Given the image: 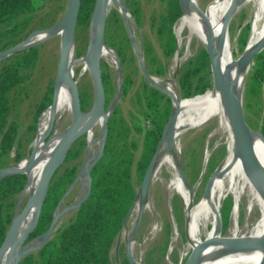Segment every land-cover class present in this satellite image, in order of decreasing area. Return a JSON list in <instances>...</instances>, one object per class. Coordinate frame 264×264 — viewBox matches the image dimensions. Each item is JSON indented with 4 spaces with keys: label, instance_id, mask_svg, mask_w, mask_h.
Here are the masks:
<instances>
[{
    "label": "trees",
    "instance_id": "trees-1",
    "mask_svg": "<svg viewBox=\"0 0 264 264\" xmlns=\"http://www.w3.org/2000/svg\"><path fill=\"white\" fill-rule=\"evenodd\" d=\"M50 0H0V52L22 42L33 30L32 24L37 17L38 9ZM38 2L42 3L40 7ZM96 0H82L77 21V28L89 27ZM164 10L160 15L151 17V27L161 57L154 44L147 41L144 49V62L152 75L163 76L167 62L178 49L174 25L183 15L180 0H164ZM130 12L137 23L142 26L144 16L139 0H126ZM111 16L119 23L122 35L114 41H106L108 46L116 50L122 66V96L130 94L134 76L130 64L136 62L135 53L120 14L115 11ZM111 17L106 21V34L109 33ZM249 25L242 33L241 41L247 44ZM40 28H44L41 25ZM245 48V47H244ZM244 50V49H243ZM81 53H77L79 57ZM41 58L39 46L20 50L0 61V169L13 165L26 157L23 139L20 135L19 119L20 96L26 91L27 83L33 77ZM138 63V62H137ZM247 77L245 99L251 96H262L259 128L264 136V49L259 52ZM102 75L106 96V108H109L116 95V79L103 69ZM180 98L189 99L205 93L213 86L211 63L205 47L198 49L177 70ZM53 82L35 107L31 125V139L36 131L39 117L53 103ZM140 113L148 120L146 126H136L119 117V107H115L108 121V135L102 158L91 170V191L82 205L61 223L51 236L50 241L42 248L25 255L18 264H115L112 251L117 237L123 228L124 221L138 195V190L147 167L157 153L166 125L173 111L172 97L152 85L145 77L135 91ZM81 107L86 111L92 107L93 98L90 93L80 90ZM53 134L49 131L48 141ZM85 140H76L70 148L65 163L77 158ZM14 155L13 164L7 161ZM217 161L214 155L209 159V173L215 170ZM193 164V163H192ZM193 174L187 173L191 183H195L200 175L201 161L194 163ZM77 166L55 172L42 206L36 228L28 236L25 243L40 237L50 226L56 208L63 195L74 182L78 174ZM28 183V175L13 173L0 180V246L12 223L20 195ZM27 201V200H26ZM26 203V202H25ZM24 203V205H25ZM234 200L224 199L220 216L227 225ZM24 205H21L20 210ZM177 221L182 226L184 207L174 205ZM185 237V229H181ZM164 241L151 248L147 253L146 263L156 264L158 258L167 253L172 234V223L165 225ZM120 264H130L127 253H121Z\"/></svg>",
    "mask_w": 264,
    "mask_h": 264
},
{
    "label": "bare ground",
    "instance_id": "bare-ground-1",
    "mask_svg": "<svg viewBox=\"0 0 264 264\" xmlns=\"http://www.w3.org/2000/svg\"><path fill=\"white\" fill-rule=\"evenodd\" d=\"M198 3V0H191L184 7L183 15L177 22L176 30L178 34H182L187 30L189 39L197 38L204 46L208 44L210 38L213 39L222 73L238 89L240 96L244 100L245 80L252 64H243V60L256 45L264 42V0H214L205 13L199 11ZM105 4L107 13L110 8L116 7L124 15L125 20L127 21L129 17L130 21L131 16L123 4V0H105ZM230 9L234 10L233 15L239 11L247 10L249 13L247 23H250L251 27L245 49L236 58L231 52L228 37L223 46L220 43L223 26ZM98 21L99 13L96 12L92 15L91 19L89 47L94 43L98 29ZM64 33L65 24H57L25 40L24 45L26 47L37 45L56 36L62 38ZM73 48L74 45L70 49L67 76L55 84L53 103L39 118L38 131L34 141V153L31 158L25 159L17 165L18 168L24 169L26 176L28 175V183L25 189H23V196L29 197L38 188L50 159L57 150L67 132V128L73 120L74 99L69 77L76 79L75 65L82 63L84 65V72L86 70L91 71L85 56L82 58L74 57ZM100 54L101 59L106 58L115 63L117 62L115 51L107 46V44L102 47ZM163 81L165 80L160 77L152 76V82L154 84L161 86L173 96L176 116L160 144L159 153L155 161L153 179L161 174L164 167H171L174 171V178L171 184L174 189L182 192L184 200L188 204L192 193L190 186L184 180L178 168L179 155H176L178 137L190 127H199V125L210 123L213 120L216 121V123H213L215 124V128L213 129L214 133L226 131L229 137L227 155L216 174L214 173L212 175V181L208 191L205 192L206 195L200 208L197 211H193L191 207H188L186 210L187 224L190 228V250L199 247L205 242V239L208 241L213 240L204 248L198 264H264V244H260L259 242L260 239L264 238V191L261 193L255 188L250 180L243 159L235 148L228 108L223 97L222 89L218 85L213 84L212 88L203 94L189 99H179L180 97L175 93L173 85L170 83L167 85L165 83L166 87H163ZM117 101L118 99L116 97L112 103L114 107ZM113 106L106 111L105 116H111ZM105 116L100 117L94 125L86 130L87 151L90 159H93L100 147L101 134L96 138L95 131L96 128L100 127L98 129H101L102 132ZM68 118L71 119V122L63 129L62 127ZM51 120L55 122V131L47 141V125ZM88 123L89 120L84 121L81 127H85ZM96 144H98V149L93 151V147ZM252 145L258 166L264 172V141L261 137L260 130L258 133L252 131ZM78 183L81 186V193L79 195V198H81L85 194L87 180L84 177H80ZM229 194L233 195L235 201L232 209L234 216L240 210L243 194L249 195L248 213L251 214L254 210H258L260 216L252 226L245 225L243 231L240 230V225H231L233 227L231 228L229 236H222L219 218L223 201ZM147 197L145 199H142L140 196L137 197L133 208L134 214L147 208ZM37 210L38 202L33 205L22 222L17 239L23 240L31 229ZM59 210H61V207ZM129 217L124 222L122 231H120V238L129 234L127 226ZM211 226L213 227L212 230L210 229ZM34 241L30 243V246L35 247L40 244L39 239ZM126 242L128 241L126 240ZM130 245L132 246L133 242ZM22 249L23 242L18 243L16 248L14 247V242L10 243L5 250L0 264H14ZM136 264L142 263L136 261Z\"/></svg>",
    "mask_w": 264,
    "mask_h": 264
},
{
    "label": "rangeland",
    "instance_id": "rangeland-1",
    "mask_svg": "<svg viewBox=\"0 0 264 264\" xmlns=\"http://www.w3.org/2000/svg\"><path fill=\"white\" fill-rule=\"evenodd\" d=\"M213 1L214 0H198L199 8L203 10V12L205 13ZM68 2L69 0H50L44 5L38 2V6L39 7L40 5L42 6L38 9L37 17L35 18L32 24L33 30L29 33V35L31 33L32 34L30 36L28 35L29 37L27 36L28 38L27 37L26 38L27 39L32 38L57 25L64 17V14L68 6ZM139 2L142 6L144 24L140 26L137 23L135 17L130 12L127 5H125V7L128 9V13L131 16L130 21H129V17L127 21L125 20L124 15L120 12V10H118V8L116 7H113L112 9L110 8L111 10L109 9L107 18L111 17L113 20H111V22L109 23L108 35L106 34V29H105V41H109V42L114 41L116 39L115 37H117L120 34L122 35L123 33L122 29L119 26V23L114 20L113 16H111L115 11H117L123 20L125 33L126 35H128L130 39L132 49L135 53L136 62L134 61L129 66L135 79V83L133 84L132 90L128 96L126 97L122 96V78H121V93L115 107H119V117L122 120L124 119L132 125L146 126L148 125V120L141 115L140 106L137 97L135 96V91L140 87V85L143 82V77H145L140 68V58L144 59V49H145V43L147 41L152 42L154 44L158 54L161 57L158 43L151 27V17L153 15L155 16L160 15L161 12H163L164 10L165 4H164V0H139ZM125 4H126V0H125ZM248 16L249 13L247 10L239 11L232 16L229 23L228 40L231 46V52L233 53L235 58L238 57L244 51L243 49H245L244 48L245 44H243L241 41V37H242L241 35L242 33H244L245 28L248 25L250 26V23H247ZM177 22L174 25V32L177 38L178 49L174 54V56L167 62L165 75L163 76H157L152 74L151 75L164 79L165 81L162 82L163 87H166L165 83H167V85L169 83L172 84L173 87L175 88V93H177L178 96L180 97L179 85L177 81V70L179 69L181 64L185 62L188 58H190L198 49L205 46L201 42H199L197 38H194L192 40L189 39L187 30L184 31L182 34H178L176 30ZM41 25H44V28H40ZM250 31H251V27H249V33L246 42H248ZM89 41H90V26L77 28L75 32V42L73 48V55L75 58H82L85 56L88 49ZM36 46H39L41 49V58L34 71L32 79L30 80L29 83H27L26 91L19 98L20 100L19 119L21 121L20 135L21 138L23 139L22 150L24 149L27 155L25 158H23L17 163H21L25 159L32 157V156L30 157V154L34 149V141L38 131V122L36 125V131L32 137V141L29 143L28 140L31 139V135H32L30 127L33 123L35 107L37 103L40 101V99L47 92L51 82H53L52 84H53V97H54V85L56 81L58 62L60 57L61 37L60 36L53 37ZM109 47L112 48L111 46ZM79 52L81 53V55L77 57L76 54ZM117 56L118 55H116V57ZM118 61L120 62L119 57H117L116 63L110 59L108 60L106 58L101 59V69L103 65V69H106L108 73L109 74L111 73L113 77H115L116 79V95L118 91V73H119ZM251 64H253V62ZM120 67L122 72L121 64ZM83 68L84 65L82 63H78L75 65V76L76 79H78L79 81L78 82L79 92L80 90L86 91L87 93H90L92 95V98H94V82L91 76V71L86 70L84 72ZM251 70L252 69H250L249 74ZM247 77L244 85V100H243L244 114L248 122V125L250 126L252 131L258 133L260 129L259 123H260L262 96L261 94L260 95L258 94L256 96H251L248 104V101L245 99ZM151 84L154 85L153 83ZM116 95L114 97V100L117 97ZM90 109L91 106H89L87 110L84 112H87ZM213 121H211L210 123L208 122L199 125V127L198 126L190 127L177 139L178 149H176V155L177 156L179 155L178 168L181 172V167H182V171L184 173L185 178L183 177L182 174L181 175L184 178V180H186L187 184L190 186V190L192 193V197L190 198L188 204L184 200V196L182 192L180 190L178 191L177 189H174V187L171 184L174 178L173 169L168 166L164 167L161 174L157 178L151 179L149 185L148 197H147L148 198L147 208L135 212L134 214L133 211L134 206H133L129 214L130 217L128 216L129 220L127 226H128L129 234L127 236L120 238V233H119L116 244L112 251L115 264H120L121 253L127 252L126 250L128 245L131 248L130 250H132L131 253L134 260L142 264H147L146 258L148 251L151 248L161 245V243H163L165 239L164 238L165 225L169 221L172 223L170 247L163 258L161 256L158 258L156 264H185L192 250V249L190 250L189 247L190 228L187 224L186 210L188 207L189 208L191 207L193 211H197L200 208L206 195L205 189L208 180L212 175H214V173L216 174L219 166L225 159L228 150L227 149L229 144L228 133L226 131L225 132L218 131L214 133L213 129L215 128V124L213 123H216V121L214 122ZM70 122L71 119L68 118L65 121L64 123L65 125H63L62 128L65 129L67 125L70 124ZM98 128H96L95 131L96 138L99 137V135L101 134V129L99 130ZM51 130L54 133L55 131L54 120H51L47 125V131L49 132ZM221 132L224 133L222 134ZM84 134L85 135H82L78 138L80 140L82 139L85 140V145L81 149L80 155L77 158L67 163L64 162L62 164V169L75 165L77 166V169L80 172L82 165L88 158L87 141H86L87 134L86 132ZM159 148L157 151V155L159 153ZM97 149H98V144L94 145L93 151H96ZM212 155L215 156L216 161L218 163L215 170L209 173L208 162ZM14 157H15L14 155L8 156L7 161L10 164L11 163L13 164ZM196 161H201L200 175L195 183H191L186 172H188L190 175L195 172L193 166ZM79 172L77 174V177L79 176ZM66 193L63 195L60 203L58 204V206L61 207V210L65 209L66 207L70 206L75 201H77L81 193L80 183H77L67 194ZM229 197H232V199L234 200V197L231 194L227 195L225 199ZM242 197L243 200H241V207L239 212L234 216L232 210L227 225L225 224V221L222 218V216H220L219 223H220V229L222 231V236H229V233L231 232V228L233 227L231 225L234 224H237L238 226L240 225L239 226L240 230L243 231V227L245 225L248 224L249 226H252L259 218L260 213L258 210H254L251 214L248 213L249 195L243 194ZM27 198L28 196L22 195L21 205H24ZM174 205H178V206L181 205L184 207V215L182 216V226L176 219L177 216L174 211ZM73 213L74 212L72 211L65 213L60 219L58 226L61 223L68 220V218ZM140 215H141L140 226L138 228L137 233L133 237V232L135 230ZM181 229H185V233H186L185 237L183 236ZM210 229L212 230L213 227L211 226ZM126 240L128 242H126ZM122 241L124 242L122 243ZM131 242H133L132 246L130 245Z\"/></svg>",
    "mask_w": 264,
    "mask_h": 264
},
{
    "label": "water",
    "instance_id": "water-1",
    "mask_svg": "<svg viewBox=\"0 0 264 264\" xmlns=\"http://www.w3.org/2000/svg\"><path fill=\"white\" fill-rule=\"evenodd\" d=\"M81 2L82 0H69L64 17L58 23V24H65V33L61 38L60 57H59V62H58V69H57L55 84L60 79L66 77L68 73V59H69L70 49L73 47L74 42H75V32H76ZM190 2L191 0H180L182 10H184V7L188 5ZM123 4L126 5L125 0H123ZM199 11L203 13V10H201L200 8H199ZM96 12L99 13L97 34L95 36L93 45L91 47H89L88 45V49L85 54V57L91 69V76L94 82V98H93L92 107L87 112H84L82 110L80 92L78 88V79L69 77V81L72 87L73 99H74L73 120L71 124L69 125V127L67 128V132L65 136L63 137L61 143L59 144L57 150L55 151L54 155L50 159L49 164L39 183L38 188L32 195H30L27 198V201L21 210H19V207L21 205L22 194L20 195L19 202L17 204V208L15 211L12 223L10 225V228L6 234V237L2 245L0 246V261L8 245L13 242H14L15 248L18 245V243L23 242V249L18 254L17 259L14 264H18L20 260L28 253H31L35 250L42 248L44 245H46L50 241L51 236L56 230L62 216L69 211L75 212L82 205V203L88 198L90 194L91 184H92L91 170L103 156L104 148H105V144L107 140V135H108V121L110 117L105 116V114H106V111L110 109V107L113 106L112 104V106H110L109 108H106L105 88H104L103 75H102V69H101V54L100 53H101L102 47L106 44L105 29H106V19H107V14H108L106 11L105 0H96L92 15H94ZM233 13H234V10L230 9L227 14L225 23H224L221 38H220V43L222 46L225 44L226 39L228 37V27H229L230 20L233 16ZM26 39H24L22 42L18 43L17 45H14L0 52V61L6 59L7 57L11 56L17 51L36 46V45H32V46L26 47L24 45V41ZM205 49L208 53L210 63H211L213 84L218 85L222 89L223 97H224V100L228 108L235 148L243 159V162L248 170L250 180L252 181L255 188L259 192L262 193L264 191V172H262V170L260 169L256 161V156H255L254 148L252 145V129L248 125V122L244 114L243 99L240 96V92L238 91V89L232 83H230L229 80L222 73L212 38H210L208 44L205 46ZM263 49H264V42L256 45V47L250 53H248V55L244 58L243 64L252 63L255 56L259 52H261ZM115 54L117 55L116 51H115ZM118 67H119V73H118V91L116 95L117 99L119 98L120 93H121V78H122V72H121L119 61H118ZM140 68L144 76L146 77V79L149 82L153 83L152 75L149 73L143 58H140ZM156 87L168 93L161 86L156 85ZM169 95L172 97V100H173V111L166 125L161 142L166 132L170 129L174 121V118L176 116L174 98L171 94ZM114 105L116 106V104ZM114 109L115 107L113 106V111ZM102 116H105V118H104V123L102 127V132L100 135V139H101L100 147L97 153L95 154V156L93 157V159H90L88 157L87 160L84 162V164L82 165L80 169L79 176L74 180V182L71 184L70 188L67 191L68 193L78 183V180L80 179V177H84L87 180V188H86L85 194L81 198L77 199V201H75L73 204H71L70 206L66 207L63 210H59L60 206H58L49 228L40 237L37 238L40 240V244L35 247L30 246V243L32 242L25 243V241L38 224L40 214L42 211V206L46 199L48 189H49L51 180L55 172L64 163L66 156L70 148L72 147L73 143L80 136L85 135L84 133L86 132V130L92 125H94L98 121V119ZM86 120H89V123L85 127L82 128L81 124ZM259 130L261 133V137L264 141L262 130L261 129ZM33 152H34V149L32 150L30 157L32 156ZM156 157H157V153L151 159L147 167L145 175L140 184L137 197L140 196L142 199H145L148 195L149 185H150V182L153 176ZM17 165L18 163L13 166L1 168L0 169V180L3 179L5 176L13 174V173L26 174L24 169L18 168ZM181 174L185 178L184 173L182 171V167H181ZM211 181H212V176L208 180L205 192L208 191ZM136 199L134 200V203ZM37 202H38V210H37V214H36V217H35V220H34V223L31 229L28 231V233L23 238V240L17 239V235H18L22 222L24 221L25 217L28 215V213L32 209L33 205ZM134 203L126 219L128 218L134 206ZM140 222H141V215L137 221L135 230L133 232V237L138 231ZM212 241L213 240L208 241L205 239V242L203 244H201L197 248H193L185 264H198L201 253L203 252L204 248L208 244H210ZM259 242L260 244H264V238L260 239ZM126 251H127L126 253H127V258H128L129 263L136 264V261L134 260L132 256L129 245L127 246Z\"/></svg>",
    "mask_w": 264,
    "mask_h": 264
}]
</instances>
